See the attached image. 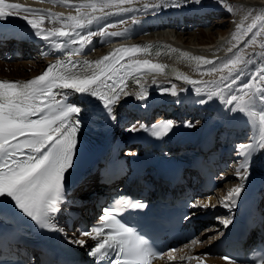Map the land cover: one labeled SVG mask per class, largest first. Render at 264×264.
Returning a JSON list of instances; mask_svg holds the SVG:
<instances>
[{
  "label": "snow or ice",
  "instance_id": "6c2138e0",
  "mask_svg": "<svg viewBox=\"0 0 264 264\" xmlns=\"http://www.w3.org/2000/svg\"><path fill=\"white\" fill-rule=\"evenodd\" d=\"M41 3L63 5L75 10L65 16L47 8H33L20 3H6L0 0V20L12 16H21L33 30V34L46 45L62 51V59L51 63L41 74L27 81L0 80V212L9 214L14 220L27 218L34 226L50 232H63L59 226L67 203V192L70 188V170L73 169L78 153L79 133L84 121V109L79 104L69 103L68 98L79 95L82 98H94L100 102V108L106 119L118 122L116 107L128 96H135L139 101H146L149 95L145 86L151 79L157 84V78L168 79L174 69L161 62H154L152 57H160L161 49L167 48L177 54V59L194 61L197 68L207 67L208 73L219 72V80L195 81L187 75L177 74L176 79H183L191 85L197 95L206 97L198 103L204 104L215 98L230 105L229 112L244 113L250 122L258 128L259 136H253L251 143H240L236 146L237 160L235 175L240 183L227 192L223 198V207L231 213L237 206L245 184L250 177L253 153L264 150V22L253 21L246 28L237 26V41L228 48L232 53L224 60H210L204 56H192L188 52L169 45H134L119 47L100 59L89 61L75 59L83 56L94 36H100L105 42L110 38H128V29L108 31L113 24H106L98 31H91L89 26L94 22L107 20L109 16L119 13L151 12L157 14L160 7L179 8L193 0H157L141 8L134 7L137 0H39ZM199 4L200 0H194ZM222 5L226 0H218ZM111 9L112 11H105ZM231 11V8H228ZM259 19V18H258ZM60 23L61 27H45V22ZM118 23H125L124 20ZM256 29L255 31H253ZM251 33L245 47L247 52L238 48L241 39ZM257 47L260 51H257ZM236 48L237 51L233 52ZM89 50H92L89 48ZM169 54V53H166ZM127 57V60L125 59ZM247 82L238 85L242 77ZM138 85L134 91L132 84ZM160 88L161 94L170 92L172 96L186 91ZM175 127L174 122L160 124H133L129 132H146L152 137L163 138ZM185 127H193L186 122ZM135 155L134 153H128ZM114 167H116L114 165ZM7 202V203H5ZM200 201H194L189 208H197ZM215 208L216 205L204 203L203 207ZM149 207L142 200L119 196L111 205L103 206L98 222L90 228L79 230L81 237L95 241L89 246L86 239L71 238L70 243L80 247H89L88 255L94 258L95 264H152L159 258L166 261L177 259L170 249L168 253L157 252L149 241L133 227L126 226L118 215L126 209L144 210ZM189 216H184L188 220ZM220 219V218H218ZM224 227L232 223V217L221 219ZM3 233L0 232V236ZM191 244L202 243L193 239ZM190 245H186L188 247ZM115 254L114 259H110ZM209 253L188 257L197 264H204ZM184 260L185 257H180ZM227 264H240L233 257L225 256ZM0 264H8L0 260ZM25 264H33L32 260ZM255 264H264V256Z\"/></svg>",
  "mask_w": 264,
  "mask_h": 264
},
{
  "label": "bare ground",
  "instance_id": "6f19581e",
  "mask_svg": "<svg viewBox=\"0 0 264 264\" xmlns=\"http://www.w3.org/2000/svg\"><path fill=\"white\" fill-rule=\"evenodd\" d=\"M7 1L8 2H21V4H24V5L25 4L37 5V3L32 1V0H22V1L7 0ZM74 2H79V0H74ZM146 2H147L146 0H140L138 2V4L139 3L142 4V3H146ZM152 2H154V1H152ZM150 3H151V1H150ZM239 3H241V7L239 8L240 12L238 10H235V15H234L235 22L234 21L232 22L235 24L231 26L232 27L231 29H233V28L234 29L232 31L230 30L231 31L230 35H229L230 37L229 38L227 37L228 38L227 41L224 40L226 42L223 45H220L219 48L217 49L218 51L216 50V52H219V51L222 52L224 50H228V48H230L231 45L237 43V41L233 39V35L237 34V26L238 25L242 24L246 28L253 21H256L258 24L261 22H264V0H239ZM215 5H216V8H221V7L226 8L227 7L226 4L222 5L221 3L215 4ZM238 5H240V4H238ZM43 8L53 9L55 11V13H63L65 16H67L70 12L73 15L76 14L74 9L68 8V7H65L63 5H59V4L53 5L51 3H43ZM105 11H112V10L111 9H105ZM202 12H204V11H202ZM202 12H199V14L201 13V16L203 15ZM142 13H138L135 17L133 16L134 19L131 21L127 20V18L129 17L128 15H130L131 13L113 14V15L109 16L107 20L100 21L98 23L94 22L92 25L89 26V29L91 31L95 32V31H98L100 28H103L106 24H113L115 26L109 27L107 30L108 31H114L113 29H115L119 26L126 25L127 22H128L127 24L134 23V20L136 19V17L142 15ZM196 15H198V13ZM221 18L226 20L227 17L224 14H220L219 16H217L215 18V20L216 19L220 20ZM128 19H130V18H128ZM120 20H124L125 23H118V21H120ZM188 20H189V18L185 20V22H184L185 25H186V22H188ZM0 25L3 26L5 29H9V30L13 31L14 35L17 36V38H18V41H19L18 43L21 46H28L29 43L32 44L33 41L39 42L40 45L42 46L40 49V51H42V53L40 56L41 57L40 61L38 63V68H36L32 64H30V65L27 64L28 62L20 63L18 61L0 60V77H3V78H27L30 75L34 76L40 70L44 69L50 62L63 58L64 53L62 51H57L56 49L49 47L48 45H46V43L44 41L37 38L33 34V30L27 24V22L21 18V16H15L14 15L12 17L7 18L6 20H0ZM175 25H176V27L181 26V25H177V24H175ZM175 25L173 22L170 25V27L174 28ZM55 27L59 28V27H61V24H58ZM130 27H131V25H130ZM179 27L176 29L177 31H180L182 29ZM181 27H184V24ZM137 28H139L138 30H136L138 32V34H141L144 32L143 31L144 29L141 26H138ZM182 30H185V28ZM187 30L188 31L185 30V33H183L184 36H186L187 33L192 32L190 29H187ZM255 30L256 29H254L253 31H255ZM251 35L252 34L249 33L247 36H244L241 39V41L238 45V48L244 49L247 52H251L252 51L251 47H247V48L245 47V42L251 38ZM131 37H134V36H131ZM167 38H158V39L166 40ZM182 38H184V37H182ZM96 39L98 42L100 40H102V38H100V36H94L92 38V43L96 42V41H94ZM257 39L259 40V37ZM197 40L204 42L202 37L201 38L199 37V39H197ZM152 41H154V39H152ZM199 44L201 45L203 43L198 42L197 45H199ZM33 47H35V46H33ZM196 50L192 49L191 51L201 52V53H203L209 57L216 56V54H217V53L215 54V51L214 52H210L207 50L205 51L204 47L200 48V50L199 49L197 51ZM256 50L260 51V49L258 47ZM236 51H237V49L235 48L233 50V52H236ZM231 54L227 57H230ZM31 55H32V52H31ZM152 59L154 61L156 59V57H152ZM224 59L225 58H222L219 60H224ZM154 62H161V63L168 64L167 62H163V61H154ZM207 67H209V66H205L203 68L178 66L177 68L183 70V72H184L183 75H187L188 77H190L191 79H193L195 81L219 80L221 74L219 72L208 73L206 70ZM171 78H176V75L171 74V76L168 79H165L163 77H158L157 78V84H152L151 79H149L147 81V84L145 85L147 87L148 93H149L146 101H139L135 98V96H128L124 99V101H126V100L128 101L127 105H124L123 103L122 104L120 103L119 105H117L116 114H117V117L119 120L120 127L124 123V122H122L124 119H129L131 117V113H134V112L139 113L141 110H138V109H142L143 107L150 104V105H159L160 107H163L164 109H168L167 112H170L169 109L172 108L171 111H173V114L166 112L164 117L168 121L174 122L175 127L171 131L170 140L178 142L177 143L178 145H181L183 143L188 144V143H190L191 139H196L198 137H204L206 134V132H205L206 130H208V131L211 130L215 134L214 142H215V145L217 147L222 146V145L231 146V145L235 144L236 137L231 136L232 135V134H230L231 131L240 132V134L244 133L245 131H248V132L251 131L250 134L252 136H257L259 134L258 128L255 127L250 122V118L247 115H245L244 113L229 112V108L231 106L228 104H225L223 102V100H221L219 98H215V99L208 101L207 103H204V104L198 103V101L200 99H202V98L206 99V97H202V96L197 95V93L195 92L193 87L191 85L186 84L182 78L177 79V80L176 79L172 80L171 84L168 86L165 82H166V80H171ZM247 79H248L247 76L242 77L241 80L238 81V85H240L244 82H247ZM173 83L177 85V88H176L177 91H179L180 88H184V89H186V91L180 92L178 97L172 96L170 92L161 94L160 91H158V86L160 88L171 89L170 86ZM131 87L134 91L139 90L138 85L134 84V85H131ZM70 102L75 103L76 100L75 101L73 100ZM174 103H176L177 105H174ZM76 104H77V102H76ZM188 104L190 105L188 107V108H190V110H188V108H187ZM193 110H199L202 114L208 112V114H207V116H203L201 121L197 122V120H196L197 116ZM209 116H210V118L208 119ZM186 122H191L193 127H185ZM140 123L146 124L147 121L144 120L143 118H141L139 120H136L133 123H130L129 125H124L122 133L123 134L124 133L125 134L126 133H133V132L127 131L126 129L133 124H136L138 126ZM228 136H231V137L228 138ZM123 146L124 145H122V147ZM253 154L255 155L253 158H255L254 162L256 161V163L253 164V166L250 170V172H251L250 177L246 183L253 180V178L256 177L257 172L264 173V150L254 152ZM233 181L229 182V184L233 182L232 183L233 187H235L236 185H238L240 183V182H237L238 183L237 184L235 180H233ZM76 183H77V181H76ZM229 187H230V185H229ZM89 188H90V185L88 186V189ZM93 189L95 190V188H93ZM226 189L227 188H225V185H224L222 188L218 189L214 195L206 196L205 198H202L199 201L202 204L208 203L209 205H216V207L218 205H222V203H219V202H220V200H222L221 199L222 197L226 196V194H227ZM91 201L92 200L90 198H87V200H86L87 203H89ZM211 208H213V207L209 206L208 208H204L205 209L204 211L208 212L209 209H211ZM93 210H94V208L91 209L92 212H93ZM199 213H201V212H199ZM218 230L219 229L216 227V225H214L209 231L200 235V240L206 239V243L208 244V246H211L213 240L216 237V234L218 233ZM208 246L207 245H206V247L201 246L198 243L195 244L194 247L192 245H190V246L186 247L187 249L179 250L177 252L176 256H182L185 254L192 255V254H199V253H202V254L209 253V255L205 258L206 263H211V262H216V261L221 263L219 260L210 256V255H212L211 250H213V248L208 249L207 248ZM205 248L208 249L209 251L205 250ZM195 262H196L195 260H191L188 264H195ZM221 264H223V263H221Z\"/></svg>",
  "mask_w": 264,
  "mask_h": 264
},
{
  "label": "rangeland",
  "instance_id": "374dc122",
  "mask_svg": "<svg viewBox=\"0 0 264 264\" xmlns=\"http://www.w3.org/2000/svg\"><path fill=\"white\" fill-rule=\"evenodd\" d=\"M139 1L140 0H137L135 6L136 5H141L143 7V5H145V4H152V3H156L157 2V0H146L147 1L146 3H142V4L139 3L138 4ZM150 1H151V3H150ZM152 1H154V2H152ZM215 4H219L218 0H206V1L205 0H200V3L199 4L195 3L194 0H193L192 3L187 4L185 6H182V8L187 9V11L189 13L188 15L193 16V15H196L197 13H199V12H202L207 7H210L211 5H215ZM238 4H240V5H238ZM226 5H227L226 8L221 7L222 8L221 13L228 12V15H226V17H227L226 20L225 19H222V18L220 20H218V19L215 20L214 19L213 22L210 25L204 26L203 28H200L198 26H193L192 27L189 24H186V25L184 24L185 26L190 27L188 29H190L192 31V32L187 33L186 36H184V35H178V34H176L175 36H173V34L171 32V29H166V30H158V31H156L155 33H153V35H154L153 37H156V38H167L168 37V38L174 39V41L177 42L179 45H183V46H185V47H187V48H189L191 50L192 49H194V50H196V49L198 50L199 49L200 50V48H202V47L205 48L206 47L209 50H211L210 52H214L215 51V54L217 53L216 54L217 56L218 55L221 56L222 54H225L228 51L227 50H224L222 52L221 51L216 52V50L219 48L220 45H223L224 44L223 43V40H226L227 41V39L230 37L229 36L230 35V32L234 29V28L231 29L232 28L231 26L235 24V23H232L233 21L235 22V19H234L235 10H238L239 11V8L241 7V3H239V0H226ZM229 7L231 8V11H228V8ZM169 8H170V10H169ZM179 8H181V7H179ZM179 8H175V9H179ZM173 9H174V7H162L160 11H162L163 13H167L168 12L167 10H169V12H172ZM138 13H142V12H133V13H131L130 15H128L129 16L128 18H130V19L127 18V20H129V21L133 20L134 17ZM127 23H126V25L119 26V27H117V28H115L113 30L114 31H123L125 27H128V26H130V24H132V23L127 24ZM138 25H139L138 24V21L135 20V26H138ZM183 28L184 27H182V29ZM130 31H134V27H131L130 28ZM130 33H132V32H130ZM140 37L148 38V37H150V35H148V34L142 35L141 34ZM182 37H184V38H182ZM199 37L200 38L202 37V39L204 40V42H202L200 40H197V39H199ZM260 38L261 37H259V40L264 39V37H262L261 39ZM102 39H104V38H102ZM110 39H112V38H110ZM101 41L102 40H100L99 42H101ZM197 41L199 43H203V44L197 45L198 44ZM107 44H108V42L106 44H104V45L101 46L99 43L96 44V45L94 43H91V45L89 46V48L92 49V50H89V48H86L84 55H86V56H95V55L99 54V52L102 49L106 48L107 47ZM34 56H36L34 59L22 60L21 63L28 62L27 64H29V65L32 64L36 68H38V63H39L41 57L38 54L37 55H34ZM170 88H171V86H170ZM193 111H194V113L197 116L196 117L197 118L196 119L197 122L201 121V118H203V116H207V114H208L207 112L204 113V114H202L199 110H193ZM244 135H246V134H244ZM251 142H252V138H251V135H250V137L244 138V140L241 143H251ZM237 160H238L237 158H234V160L230 159L229 160V162H230L229 167L227 168V170L225 172V174L227 176H229L228 181H225L224 182L225 188H227L226 189L227 192L230 191L233 188V185H232V183L234 182L233 180H235L236 183L239 182V178L235 175L236 168H237V163H236ZM234 177H235V179H233ZM231 181H233V182L229 184V182H231ZM224 185H222V187ZM229 185H230V187H229ZM212 224L213 225H217L216 223H212ZM201 242H202V244H205V241H201Z\"/></svg>",
  "mask_w": 264,
  "mask_h": 264
}]
</instances>
